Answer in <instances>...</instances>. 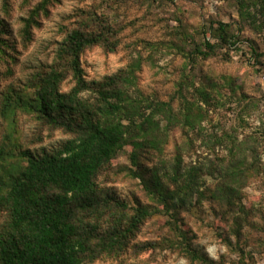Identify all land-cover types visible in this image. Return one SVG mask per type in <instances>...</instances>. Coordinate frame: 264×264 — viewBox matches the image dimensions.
I'll list each match as a JSON object with an SVG mask.
<instances>
[{
  "label": "rangeland",
  "instance_id": "374dc122",
  "mask_svg": "<svg viewBox=\"0 0 264 264\" xmlns=\"http://www.w3.org/2000/svg\"><path fill=\"white\" fill-rule=\"evenodd\" d=\"M73 31L96 41L79 55V98L96 110L99 83L128 79L119 117L135 103L159 125L99 170L92 207L79 203L80 264H264V0H0V196L25 152L75 137L38 97L48 80L75 87ZM11 215L1 201L0 240Z\"/></svg>",
  "mask_w": 264,
  "mask_h": 264
},
{
  "label": "trees",
  "instance_id": "16d2710c",
  "mask_svg": "<svg viewBox=\"0 0 264 264\" xmlns=\"http://www.w3.org/2000/svg\"><path fill=\"white\" fill-rule=\"evenodd\" d=\"M30 24L31 19L24 29L26 34ZM220 25L225 27L223 23ZM69 39L75 87L69 94L61 95L54 81L48 80L39 89L38 97L44 118L50 124L71 131L75 137L53 153H24L27 167L15 178L8 194L0 196V202L10 203L12 214V232L6 240H0V264H80L84 244L76 233L81 212L79 203L85 201L92 207L96 190L94 178L99 170L127 143L137 149L141 144L135 138L159 126L150 115L145 117L135 103L126 104L137 112L126 119L128 123L119 117L127 99L122 89L129 81L117 76L98 84L100 103L92 111L78 96L87 88L79 55L96 41L83 37L78 31H73ZM206 47L208 50L200 53L209 56L215 45L207 42ZM69 115L72 121H66ZM137 116L143 117L139 123ZM146 214L145 210H140L132 218V226L140 223ZM113 236L111 243L115 241Z\"/></svg>",
  "mask_w": 264,
  "mask_h": 264
}]
</instances>
